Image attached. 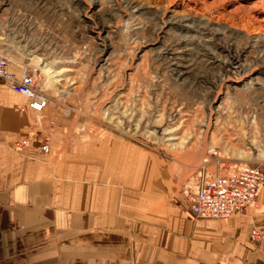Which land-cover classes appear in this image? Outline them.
Instances as JSON below:
<instances>
[{
	"label": "rangeland",
	"instance_id": "obj_1",
	"mask_svg": "<svg viewBox=\"0 0 264 264\" xmlns=\"http://www.w3.org/2000/svg\"><path fill=\"white\" fill-rule=\"evenodd\" d=\"M263 16L264 0H0V52L72 131L137 143L189 196L233 166L264 171Z\"/></svg>",
	"mask_w": 264,
	"mask_h": 264
},
{
	"label": "crops",
	"instance_id": "obj_2",
	"mask_svg": "<svg viewBox=\"0 0 264 264\" xmlns=\"http://www.w3.org/2000/svg\"><path fill=\"white\" fill-rule=\"evenodd\" d=\"M24 100L0 79V264H264V183L256 204L196 217L152 152Z\"/></svg>",
	"mask_w": 264,
	"mask_h": 264
},
{
	"label": "built area",
	"instance_id": "obj_3",
	"mask_svg": "<svg viewBox=\"0 0 264 264\" xmlns=\"http://www.w3.org/2000/svg\"><path fill=\"white\" fill-rule=\"evenodd\" d=\"M0 79L14 92L27 99V107L41 113L47 105V97L35 83L34 74L27 68L16 73L10 69L9 61L0 52ZM32 133L29 137H33ZM22 138L16 145L29 143ZM42 151L48 150V143L41 145ZM264 183V171L256 165L242 163L226 169V172L213 174L197 183L193 193L186 194L189 210L196 217L226 218L242 211L247 205L254 204L258 191ZM257 230L251 232L252 238H258Z\"/></svg>",
	"mask_w": 264,
	"mask_h": 264
},
{
	"label": "bare ground",
	"instance_id": "obj_4",
	"mask_svg": "<svg viewBox=\"0 0 264 264\" xmlns=\"http://www.w3.org/2000/svg\"><path fill=\"white\" fill-rule=\"evenodd\" d=\"M253 10H254V9H253ZM250 15H251V14H250ZM252 18H253V17H252ZM258 21H264V16L261 17V19H259ZM257 27H258V26H257ZM259 27H260V26H259ZM168 50H169V49H168ZM165 52H166V51H165ZM173 52H175V51H173ZM172 59H173V58H172ZM227 61H228V62H227V65H233L232 63H234L233 60H230V61L227 60ZM174 63H175V62H173L172 64H174ZM178 65H179V64H178ZM178 65H177V66H178ZM258 99H259L260 101H262V100H264V96H260ZM206 124H208V121H207ZM165 129H166V128H165ZM171 129H172V128H171ZM171 129H170L169 131H172ZM169 131H168V132H169ZM173 131H174V130H173ZM168 132H166V131L163 130V134H164V135H166V134L168 135ZM174 133H175V132H174ZM169 134H170V132H169ZM171 134H172V132H171ZM181 136H182V135H181ZM181 136H180L179 139H181ZM186 136H187V135H186ZM186 136H185V137H186ZM177 137H178V135H177ZM177 137H176L175 134H174V136H173V135H170V136L168 135V137L165 136L164 138H166L167 140H171V139H174V138H175V139H178ZM185 137H182V138H184L185 140H187ZM248 141H249V140H248ZM248 143L250 144V142H248ZM250 145L252 146V142H251Z\"/></svg>",
	"mask_w": 264,
	"mask_h": 264
}]
</instances>
